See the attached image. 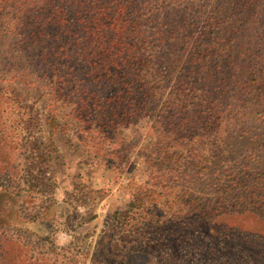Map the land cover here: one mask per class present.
Returning <instances> with one entry per match:
<instances>
[{"label":"trees","instance_id":"trees-1","mask_svg":"<svg viewBox=\"0 0 264 264\" xmlns=\"http://www.w3.org/2000/svg\"><path fill=\"white\" fill-rule=\"evenodd\" d=\"M8 38L15 41L18 59L27 57L30 68L55 79L45 119L50 137L68 129L57 122L61 102L70 107L79 142L98 165L124 162L121 129L150 120L156 141L146 184L121 219L119 213L113 218L125 237L135 230L122 220L137 221L136 216L144 228L160 229L153 240L161 230L175 229L162 246L125 250L131 241L123 239L119 254L167 252L213 217L248 214L264 220V0H0V44ZM2 60L3 66L11 61ZM28 70L11 80L29 85ZM99 83L110 86L107 95L90 87ZM11 85L0 77V108L16 109L21 102L10 96ZM32 107L24 103L27 115L19 114L27 133L21 146L31 144L29 150L10 152L11 139L3 137L0 123V143L6 146L0 155V230L20 229L7 215L26 222L40 217L16 209L12 185L30 180L39 195L55 188L47 156L35 142L39 115ZM26 154L24 166L19 160ZM156 205L173 216L146 224ZM98 250L94 262L117 252L112 243H98Z\"/></svg>","mask_w":264,"mask_h":264},{"label":"rangeland","instance_id":"rangeland-1","mask_svg":"<svg viewBox=\"0 0 264 264\" xmlns=\"http://www.w3.org/2000/svg\"><path fill=\"white\" fill-rule=\"evenodd\" d=\"M14 44L11 38L4 39V43L0 44V77L11 81L10 96L21 100L16 109L8 108L10 106L0 108L3 137L11 139L10 152L29 150L31 144L21 146L26 144L24 138L27 133L20 127L22 120L19 114L27 115L24 103L35 106L39 115V130L34 131L35 142L44 157L47 156L48 173L55 188L51 193L39 195L33 189L35 183L30 180L12 185V190L14 188L20 196L18 198L14 192L11 196L19 201L16 209L24 211V215L38 212L40 217L34 222H26L16 220L14 214L7 215L8 218L12 216L11 223L17 221L20 229L0 230V236L11 237V242L0 239V245L4 246L0 249L3 253V258L0 253V261L4 259L8 264H101V260L104 264H264V220L248 214L210 218L203 226H193L190 238L180 239L167 252L158 249L150 257L142 252L119 254V250L124 251L123 239V242L131 241L125 250L157 243L162 246L171 240L169 233L175 229L168 227L170 231L161 230L159 233L162 235L155 236L153 240L160 229L144 228L140 224L142 219L136 216L137 221L122 220L131 224L126 229L134 227L135 230L125 237L127 233L117 230L113 218L119 213L121 219L130 202L136 195L142 194L146 184L147 168L153 160L150 150L156 141L151 122L148 118H141L121 129L119 138L126 144L127 159L118 167L98 165L79 142L80 135L76 132L70 107H61V102L58 103L57 122L66 124L68 129L50 137L45 119L53 102L48 92L55 79L49 73L44 75L43 69L30 68L27 57L18 59ZM3 57L11 60L7 66H3ZM26 69L31 73L26 77L29 85L11 80ZM65 87L70 88V83H66ZM90 87L100 96L107 95L111 89L103 83ZM32 108L36 112V108ZM4 142L0 143V155H4L2 151L6 150ZM26 155L27 159L19 160L24 166L29 160V155ZM28 165L29 162L26 169ZM212 197L208 194L206 199ZM11 203L8 202L7 208L9 205L12 207ZM156 206L152 210L149 208L148 211L153 213L146 217V224L154 226L173 216V212L162 205ZM205 229L208 231L205 232ZM116 239H119L117 246ZM12 243H17L21 250ZM98 243L101 246L112 243L117 252L114 256L97 258L98 261L94 262V254L99 255Z\"/></svg>","mask_w":264,"mask_h":264}]
</instances>
